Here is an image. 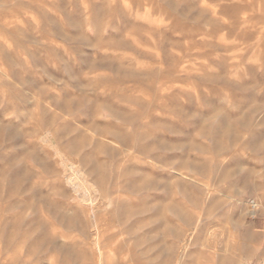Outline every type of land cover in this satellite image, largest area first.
<instances>
[{
  "label": "rangeland",
  "instance_id": "374dc122",
  "mask_svg": "<svg viewBox=\"0 0 264 264\" xmlns=\"http://www.w3.org/2000/svg\"><path fill=\"white\" fill-rule=\"evenodd\" d=\"M0 264H264V0H0Z\"/></svg>",
  "mask_w": 264,
  "mask_h": 264
},
{
  "label": "bare ground",
  "instance_id": "6f19581e",
  "mask_svg": "<svg viewBox=\"0 0 264 264\" xmlns=\"http://www.w3.org/2000/svg\"><path fill=\"white\" fill-rule=\"evenodd\" d=\"M80 175H81V174H80ZM78 176H79V175H78ZM76 179H77V178H76ZM77 180H80V178L77 179ZM76 182H77V181H76ZM84 182H85V181H84ZM84 182H83V183H84ZM84 184H85V183H84ZM84 184H83V185H84ZM76 185H79V186H80V184H79L78 182H77ZM76 185H75V188H78V186H76ZM81 185H82V184H81ZM90 188H91V187H90ZM78 189H80V188H78ZM85 189H87V188L85 187ZM76 192H77V190H76ZM91 192H92V191H91ZM84 193H85V192H84ZM87 193H90V192H87ZM83 195H84V194H82L81 196H83ZM86 195H87V194L85 193V197H87ZM92 195H93V194H92ZM82 198H83V197H82ZM83 199H85V198H83ZM86 199H87V198H86ZM86 199H85V200H86ZM183 249H185V248H183ZM100 261H101V260H100Z\"/></svg>",
  "mask_w": 264,
  "mask_h": 264
}]
</instances>
